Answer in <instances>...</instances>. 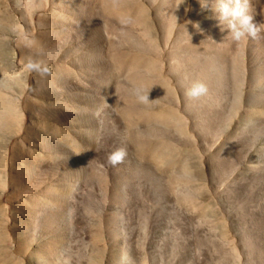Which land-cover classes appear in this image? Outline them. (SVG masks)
<instances>
[{"label": "rangeland", "instance_id": "374dc122", "mask_svg": "<svg viewBox=\"0 0 264 264\" xmlns=\"http://www.w3.org/2000/svg\"><path fill=\"white\" fill-rule=\"evenodd\" d=\"M204 3L0 0V264H264V3Z\"/></svg>", "mask_w": 264, "mask_h": 264}, {"label": "clouds", "instance_id": "9594fccd", "mask_svg": "<svg viewBox=\"0 0 264 264\" xmlns=\"http://www.w3.org/2000/svg\"><path fill=\"white\" fill-rule=\"evenodd\" d=\"M264 3V0H256L257 14L259 6ZM202 7L207 8L208 3ZM252 7L250 0H215V5L212 10L217 14L220 22H224L226 28L229 30V35L233 42L239 43L241 40L258 39L261 34V27L255 21V16L249 13ZM128 20L123 23H128ZM33 42L25 38V45L31 46ZM43 50H40L42 54ZM24 68L29 73H36L40 78L45 79L52 75V70L43 60L34 59L29 56L24 63ZM209 93L208 86L201 81H194L190 87L185 91L188 99L193 101H200ZM137 99L141 103L148 102V95H141L137 93ZM79 154V153H77ZM127 152L124 148H118L111 152L107 157L108 165L116 167L124 162ZM121 264H132V259L128 254H123L121 257Z\"/></svg>", "mask_w": 264, "mask_h": 264}, {"label": "bare ground", "instance_id": "6f19581e", "mask_svg": "<svg viewBox=\"0 0 264 264\" xmlns=\"http://www.w3.org/2000/svg\"><path fill=\"white\" fill-rule=\"evenodd\" d=\"M45 260H46V257H45Z\"/></svg>", "mask_w": 264, "mask_h": 264}]
</instances>
